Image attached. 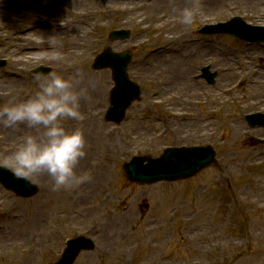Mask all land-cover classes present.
<instances>
[{
  "label": "rangeland",
  "instance_id": "1",
  "mask_svg": "<svg viewBox=\"0 0 264 264\" xmlns=\"http://www.w3.org/2000/svg\"><path fill=\"white\" fill-rule=\"evenodd\" d=\"M19 1L23 6L20 10L24 12L23 14L5 10L8 0H0V11H9L17 16L29 13L24 22L19 19L20 24L25 26L20 29L21 35L18 36V40L23 43L25 53L32 52L34 55L30 57L22 53L19 55L17 50L8 54V47L12 46L10 34L15 33V26L10 29L9 25L15 24L16 18L6 16L4 17L6 23L2 24L3 17H0V54L10 59L6 70L8 74L13 71L25 76L24 79H19L21 85L17 92L8 96L2 83L3 77L7 78L8 74L0 70V104L7 102L12 96L26 99L35 94L38 82L34 79L36 74L32 70L39 63L51 66V72L41 76H48L51 73L72 76L78 71L81 72L79 68L85 69L91 73L90 77H98L104 81L102 85L104 97L98 108L99 114L89 104H84L81 107L83 119L66 120L64 126L70 125L71 129L80 128L85 133L91 126L85 120L89 121L97 115L101 123L93 120L95 131L104 132V135L105 132L111 133L116 147L108 146L107 152L106 149L102 152L97 147L101 143L92 144V147L88 148L90 152L81 160L82 166L78 167L79 171L90 173L100 170L99 177L105 178V181L96 180L98 191H95L94 187L87 189L90 185L85 183L78 189L66 190L69 194L62 198L61 192L54 195L55 191L49 187L52 185L51 178L46 174L37 177L35 183L39 186V191L30 198L18 197L0 184V235L13 231L15 237L8 240V243L12 246L14 243H20L23 246V250L17 248L18 250L13 252L16 259H12L11 254L2 253L1 249L6 246L1 245L3 238L0 236L2 240L0 264H47L55 258L57 238L61 243L63 236L80 234L91 236L95 240L96 248L80 254L74 264H124V260L129 264H264V144H253L251 141L253 137L264 138V127L252 128L245 120L248 113L264 112V105L247 104L245 88L230 90L232 95L226 102H221L226 98L221 88L229 86L235 79L234 75L230 79L228 76L225 77L227 73L225 66L231 62L234 64L235 60L240 58H253V64L260 71H264V44H247L228 35H201L197 32L205 24L226 21L235 15L242 16L252 23L264 25V0L261 1L262 7L259 8L249 1L244 4V1L234 3L233 0L228 8L224 6L218 8L212 6L207 10L203 8L195 23L191 27L185 26L183 34L187 39L194 40L200 45L205 43L214 46L210 54L203 55L194 64L195 72L190 79L197 84L194 89L203 92L200 102L198 101L194 107V113L199 116H217L212 117L213 125L205 132L202 128L192 126L179 132L184 125H180V122L172 117L169 118L164 110L167 97L177 90L178 85L168 83V73L165 69L140 68L138 65L141 60L148 57L151 49L163 42L166 28L157 27V20L147 22L145 26L135 19L124 20V15L120 14L119 10L124 6L120 0L99 2L100 9L94 12L92 17L99 21L97 30L87 34L88 40L93 41L91 49L85 51L82 58L70 52H63L65 59L57 61L53 57L54 51L57 50L49 47L47 38L53 34H60L64 39L63 45H66L64 42L72 34L74 21L83 15L85 5L79 9L82 10V14L73 17L76 10L75 7L69 6V0ZM131 1L150 4L157 0ZM31 2L47 3L50 7H39L36 11L28 12L30 6L25 5ZM60 7H64L65 13L59 12ZM51 8L57 9L59 13L54 21L52 20L55 31L45 36H39L36 31H31L36 27L35 22L46 16V12L39 11ZM108 9L113 12L111 16H107ZM180 11L170 13L166 9L156 12L148 8L143 12L152 17L160 15L179 18ZM88 17L85 16L84 21L89 20ZM5 26L8 28L4 29ZM118 28L129 29L130 38L109 40L110 31ZM107 45L116 51L131 50L133 61L130 75L143 87L141 100L133 104L127 112L126 119L120 124L108 122L104 118L113 84L111 72L108 69L92 68L94 57ZM218 47L220 49H217ZM58 50L62 52V48ZM18 56L21 60H18ZM208 64L211 70L218 73L215 84H209L199 76L201 68ZM10 76L8 78H11ZM180 82L176 80V83ZM218 96L221 98L216 101L215 98ZM172 103L178 108L177 102L172 100ZM224 105L230 110V117L222 116ZM167 118L172 129L169 132H160L163 126L161 121H167ZM233 121H242L246 128L245 134L236 139L229 137L231 131L228 126ZM25 129L29 128L26 126ZM207 143L216 149L218 163L192 178L141 185L132 184L125 177L122 164L135 155L158 156L169 145ZM117 146L125 149L120 155L114 154ZM10 153L9 150L0 151V165H4L3 160ZM255 154H261V157L254 158ZM107 159L110 160L109 163ZM88 196H93L97 209L95 206L90 207L89 201L92 198L89 199ZM132 201H135L134 211L137 217L128 225L129 237L125 240L120 238L121 244L108 243L101 232L108 228H116L122 218L130 216L129 207ZM144 203L149 207L143 211L141 205ZM34 211L38 213L40 220L36 222L37 224L27 225ZM90 215L92 223L101 224L94 231L87 230L92 224L88 221ZM13 220L16 224L11 225ZM30 229L33 231H29ZM20 230L22 236L17 235Z\"/></svg>",
  "mask_w": 264,
  "mask_h": 264
},
{
  "label": "bare ground",
  "instance_id": "2",
  "mask_svg": "<svg viewBox=\"0 0 264 264\" xmlns=\"http://www.w3.org/2000/svg\"><path fill=\"white\" fill-rule=\"evenodd\" d=\"M63 0H58V2H61ZM68 1V0H67ZM245 2L247 3L248 1L252 3L253 5H256L259 7L261 6V1L262 0H233V2ZM118 2V0H117ZM122 5H124L121 9V13L124 15V20L127 19H135L138 21L140 24L144 25L147 22H154L157 20L156 26L157 27H162L166 28L164 37H163V42L157 46H155L149 53L148 57L145 59L141 60L138 65L140 68H145V67H150V68H160V69H165L168 73V83L173 85L175 83L178 85L177 90L175 92H171L169 96L167 97V112L173 116V118L177 121H179L180 125H184L183 128L179 130V132L183 129H190L189 127H198L202 128L203 131L205 132L208 127L213 125V120L212 116L208 115H202L199 116L194 113V107L196 104H198V101L200 102V98L202 96V91L199 92V90H195L194 86L197 84L193 83L194 81L190 80L193 76L194 67L197 63V60H200V58L203 55L210 54L214 49L213 45H208V44H197L196 41L194 40H189L187 37L183 34L185 31V26L180 23L179 18H171L170 16L167 17H161L160 15L158 16H149V14L144 13V9L151 8L153 11L156 12H162L164 10H169L170 13L173 12H178L179 10L183 9V7L187 6L189 3L192 2V0H157L153 1L150 4L149 3H134L131 0H126L123 2L120 0ZM214 3V5L212 4ZM82 5H85L84 13L80 18H77L74 21V24L72 26V36L67 37L65 40V44L62 47V55H64L63 52H70L74 56H80L81 58L83 55L85 56V51L88 49H91V46L93 44V41L88 40L87 34L92 31V29L99 24V21L97 19L92 18L94 12H97L100 9V5L98 3V0H69V6L70 7H75L73 17L76 14H82V10H79ZM199 5L200 9L205 10L211 8L212 6L218 8L220 6L224 7H229L231 6V0H199ZM36 9H30L28 11H34ZM201 10V12H203ZM51 16H57L58 11L57 9H50L48 10ZM60 13H65L64 7H60L59 9ZM129 12V15H128ZM26 16H17L14 13L8 12V11H0V17H3V23L5 24V18L6 16H11L16 18V21L14 22L16 27H21L20 20L21 19L23 22L28 18ZM113 12H111L109 9L107 10V16H111ZM167 14V13H166ZM89 16V20L84 21V17ZM81 18H83L81 20ZM1 20V19H0ZM84 23V25H83ZM23 24V23H22ZM6 27V26H5ZM87 27V31H86ZM89 31V32H88ZM37 34L39 36H45L48 33L43 30H36ZM89 35V34H88ZM12 46L8 47L7 51H14L17 50L20 53L30 57L33 56L34 53H25L23 51L22 45L18 40V34H10ZM60 39L63 41L64 39L60 37ZM46 40V39H45ZM217 49H220L218 47ZM252 49V48H248ZM30 51V50H29ZM83 52V53H81ZM18 60H21V58L18 56ZM254 59H245V58H240L239 60H235L234 64L231 62L230 64L225 66V69L227 71L226 73V78L228 76V79H230L233 75L235 76L234 81L229 85V86H224L221 88L223 90V96L226 97L224 98L221 102L224 103L228 99L232 93L230 92L231 88L237 83L241 82L239 86L240 89L245 88L247 90V104H252V103H261V105H264V71H260L256 65L253 64ZM245 64H248L247 66ZM238 66V68H237ZM246 66V68H245ZM242 68V71H240V68ZM78 70V69H77ZM79 70L84 73L85 75V80L83 83L80 85V87H86L87 88V95L86 98L82 99L81 101V107L84 106V104H89L90 107L98 113V108L100 107V104L102 103V85L104 84L103 80H100L98 77H90L91 73L85 69H80ZM25 73V72H23ZM75 74V73H74ZM19 76V75H15ZM176 80L181 81L180 83H176ZM3 85L5 87L7 95H14L18 90L19 85V79L16 78H4L3 77ZM174 84V85H175ZM198 97V99H197ZM221 98V96L216 97V101H218ZM213 99V100H215ZM172 100L174 102H177L178 108L175 107V104L172 103ZM225 108L224 112L222 113V116L224 117H230V110H228L227 105L223 106ZM99 114V113H98ZM95 115V114H94ZM98 116L95 115L93 118H90L89 121L85 120L87 123H90L91 126L86 129L85 135L87 137L88 141V148L92 147V144L95 143H101L100 145H97L102 152L104 149L107 152L108 146L116 147L114 146L113 143V137L111 133H106L104 135V132H97L94 129L95 124L93 123V120L96 121L97 123H101L100 119ZM200 120V121H199ZM96 123V124H97ZM67 128L71 129L70 125L66 126ZM26 125H20L19 127L15 129H10V128H5L2 125H0V151L4 150H9L13 151L14 148L18 145V143L21 141L22 137L28 133H34V129H25ZM229 130L231 131V135L229 137L231 138H238L240 136H243L246 132V128L244 127L243 122L239 121H233L229 124L228 126ZM83 130V129H82ZM171 130V127L168 128L167 132ZM178 132V133H179ZM87 152H90L88 150ZM119 148V149H118ZM109 149V148H108ZM118 151V152H117ZM117 151L114 150V154H122L123 151H125L124 147H118L117 146ZM90 154V153H89ZM107 154V153H106ZM111 154V153H110ZM263 156V155H262ZM261 157V154H255L254 158H259ZM102 160V159H100ZM108 163L110 162L109 159H107ZM102 162V161H100ZM82 161L80 162L79 166H82ZM78 166V167H79ZM109 166V164H108ZM100 168V167H98ZM94 171V170H93ZM100 170L98 169L97 171H94L93 173H90L92 176V179L90 182L86 183L87 185H90L87 189H92L94 187L95 191L99 190V186L95 185L97 181H105V178H100L99 177ZM97 180V181H96ZM104 180V181H103ZM93 184V185H92ZM101 185L100 183H98ZM50 189L52 190V187L49 186ZM58 192H61L63 194L62 198H66L67 195L69 194L68 191L66 190H59L55 191L54 195H56ZM93 196H88L89 199H91ZM90 207H93V204L91 201H89ZM134 206H135V201H132L130 207H129V214L130 216H127L125 220L119 221V226L116 228H108L105 229L103 232H101L102 237H104L106 240H108V243L112 244H121L119 242L120 238L122 240H125L129 237L128 233V225L132 222L135 221L134 217H137L134 211ZM98 207V206H97ZM95 206V209H97ZM91 211V210H89ZM134 212V214H133ZM10 212H8L9 214ZM12 215L9 214V217ZM86 216L88 217V213L86 212ZM8 217V218H9ZM31 218V219H30ZM30 220L28 221L31 225L37 224L40 220L39 215L36 211L33 212V214L30 216ZM89 224L93 222L91 220V215L89 216ZM16 224L15 220L12 221L11 225ZM10 225V224H9ZM10 225V226H11ZM100 223L96 225V223L93 225L95 228L100 227ZM111 225V224H110ZM29 231H33V229H30ZM32 233V232H31ZM21 234V235H20ZM135 235V231L133 232ZM19 236H22L21 230L19 231ZM37 235V233H35ZM1 238H3V241L1 242L2 246H6L5 248L1 249L2 253H9L11 254L12 259H16V256H14V251H17L19 249L23 250V246L20 243H14V246L10 245L8 243V240H12V238L15 237L14 232L10 231L6 235H0ZM10 245L7 247V245ZM12 252V253H11ZM124 264H129L127 260H124Z\"/></svg>",
  "mask_w": 264,
  "mask_h": 264
},
{
  "label": "clouds",
  "instance_id": "3",
  "mask_svg": "<svg viewBox=\"0 0 264 264\" xmlns=\"http://www.w3.org/2000/svg\"><path fill=\"white\" fill-rule=\"evenodd\" d=\"M199 15V0H192L190 6L181 9L180 23L191 27ZM60 36L47 38L49 47L57 50L53 53L57 61L65 59L58 50L63 47ZM34 79L38 82L34 95L26 99L12 96L0 104V125L15 129L23 124L35 130L22 137L3 164L18 179L31 183L46 174L53 191L78 189L92 179L90 172L78 170L87 156L88 141L82 129H69L64 121L83 119L81 101L86 98L87 88L80 85L85 75L79 71L72 76L51 73Z\"/></svg>",
  "mask_w": 264,
  "mask_h": 264
},
{
  "label": "water",
  "instance_id": "4",
  "mask_svg": "<svg viewBox=\"0 0 264 264\" xmlns=\"http://www.w3.org/2000/svg\"><path fill=\"white\" fill-rule=\"evenodd\" d=\"M239 21V19H236ZM127 35V31H116L113 33V37H124ZM106 56L107 59L118 60L116 63L113 61H100L98 65L109 64L114 65L117 77L119 79V86L123 85L127 88L116 90V104L117 107L110 111L109 115H122L125 112V107L128 105L129 101L136 96L133 91V84L129 82L125 74V68L127 59L125 56H116L112 52L108 51ZM125 59V60H124ZM127 94V99L124 100ZM129 100V101H128ZM119 117V118H120ZM118 119V118H116ZM201 149L203 151H201ZM214 151L211 148H193L192 150L183 148H169L165 154H163L159 159H151L148 157H134L130 163L125 164V169L127 172V177L133 182H153L161 179H177L182 177H189L198 172L201 168L214 162ZM5 183L8 187L13 188L19 192L24 193V195H33L36 192V187L30 185L26 180L18 179L14 175H10L9 178L5 179ZM88 247V246H87ZM78 248L75 249V251ZM73 252L69 251L65 254L63 258V264H71L74 256Z\"/></svg>",
  "mask_w": 264,
  "mask_h": 264
}]
</instances>
